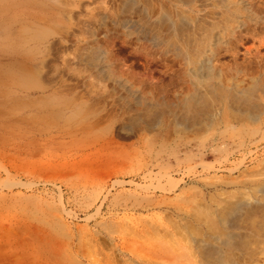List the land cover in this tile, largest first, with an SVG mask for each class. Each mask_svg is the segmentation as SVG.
I'll return each instance as SVG.
<instances>
[{"label": "bare ground", "instance_id": "6f19581e", "mask_svg": "<svg viewBox=\"0 0 264 264\" xmlns=\"http://www.w3.org/2000/svg\"><path fill=\"white\" fill-rule=\"evenodd\" d=\"M149 1L121 0L118 21L129 27L128 35L151 41L157 59L167 62L178 56L184 74L197 78L193 91L188 89L190 93L177 102L166 95L170 82H177L171 74L166 82L158 79L146 86L133 81V74L124 75L107 45L104 50L95 46L97 42L93 46L97 33L90 25L96 28L92 18L104 19L112 7L110 0H22L8 8L3 5L7 17L0 22V117L9 139L3 137L22 142L28 157L43 143L77 138L80 131L74 128H84L90 140L88 153L97 157L114 138L97 135L101 109L97 105L105 92L122 85L138 97L127 103L131 114L117 129L148 132L135 138L133 156H120L121 162L104 180L101 203L111 214L109 194L118 189L115 210L120 216L115 229L109 220L104 224L102 247L110 246L106 254L103 251L105 264H264V93H258L264 85L245 88L224 82L225 67L233 66L236 74L247 69L246 61L245 66L235 61L238 45L247 38V0H170L171 7L162 6L158 13H153ZM211 4L227 6L222 12L211 6L215 22L178 10L181 5L202 10ZM79 24L88 27L90 42L77 55L67 43ZM223 51L235 57L234 65L220 62ZM81 87L87 96L83 100L86 96L77 91ZM232 120L241 123L236 126ZM247 121L253 125L247 126ZM44 237L22 256L12 252L8 262L13 257L11 264H90L80 256L88 257L91 249L86 254L80 248V255L68 248L72 244L84 248L83 238L75 243Z\"/></svg>", "mask_w": 264, "mask_h": 264}, {"label": "rangeland", "instance_id": "374dc122", "mask_svg": "<svg viewBox=\"0 0 264 264\" xmlns=\"http://www.w3.org/2000/svg\"><path fill=\"white\" fill-rule=\"evenodd\" d=\"M13 1L19 3L22 0H0V22L7 17L6 9L8 8V5ZM154 1L157 2L153 3V0L149 1L153 13H158L160 7H165V5L171 7L170 0ZM253 1L254 2H252V0H247V5L250 7L251 5H254L251 8L255 7L254 9L257 10H252L250 7L247 6V18L250 17V20L247 19V38H245V36L242 39L243 45L239 44L237 47V54L240 56H237L235 54L236 58H232L231 54L229 55L228 53L227 55V53L224 51L221 52V56H219L220 62L223 59L222 62L224 61V64L227 63V67L231 65L235 59V61H240L242 66H245L247 62L246 67H244L247 68L245 72H240L238 74L234 73L235 68L232 66L234 64L231 65L233 68L229 66V70L225 67L226 74L224 82L233 84L236 87H243L245 85V88H250V86H252L253 84H256L257 86L264 85V82H262L264 81V0ZM120 2L121 0H110L111 4L109 6L112 7L109 8V11L108 9L106 10L108 11V13L105 12V21H103L104 19L100 18L96 19L99 16L94 17L95 21L92 18L91 22H94L93 24H95V27L97 28H94V25H92V23L90 24L93 27L91 28L94 30L95 34L97 33V36L95 35L97 41L92 42L93 46L97 42L98 44L95 46L101 47V49L103 48L104 50V48H106L104 47V45H107L108 50L110 49V51L115 54L116 58H118V65L119 67L121 66V68H123L122 70H124L125 73L123 71L122 72L124 73V75L129 77L130 73L131 75L133 74V78L131 76V79H134L135 77V79H137L133 80L135 82H143L147 86L149 82H157L158 79V81L164 80L166 82L168 81V78L170 76L173 77V79L176 78L174 82L177 81L178 83L173 82L176 85H171L170 82L169 87H167L168 93H166V95H171L173 100L172 102L180 101L182 97H185L190 93V88L191 92L193 91V87L191 84L193 81L197 82V78L193 79L192 77H187L184 74V64L183 60L180 57L172 55L169 59L166 60L167 62H162L160 59L156 58L157 55L154 54V47L151 41L148 40V44L147 39L139 38L138 40L134 34L128 35V32L130 30L129 27H127L126 25L123 26L121 24V21H118L119 16L118 12H116V9ZM3 5H7V8ZM211 6L213 5H206L201 10L199 7L193 6L194 8H189L187 6L181 5L178 6V10L182 15L198 14L199 17L202 16L201 18L206 17L205 19H207L209 22H215V20L211 19V16H213V12L211 13L210 11ZM216 7L213 6L212 8L215 9L216 12L218 11V9L220 12H222L221 9H223L224 11L226 10L227 6H218L217 8ZM208 10L210 11V13L208 12ZM200 11L203 12L201 13ZM248 13H250L249 17ZM207 16H210V18ZM80 17L84 18L85 15H81ZM153 17L155 16L153 15ZM134 18L137 19V17ZM79 25L76 26V28L73 30V33L71 35L72 38H69L70 40L72 39V41L67 43L69 46H71V51H75L77 55L78 53L83 52L84 49L82 48L86 46L88 42H90V38L88 35L89 33L87 34L88 29H86L88 27L85 28L81 24ZM83 28H85L86 30H84ZM75 30L77 32H75ZM76 35H79V39H82V41H77ZM84 37H87L86 40ZM109 41L110 43L112 42V45L110 46L108 45L110 44ZM77 42L80 45H76ZM245 47L247 48L245 49ZM231 58L233 60H230ZM244 58L246 60H244ZM227 61H229V63ZM164 63H168L167 66H165ZM241 68L244 69L243 67ZM178 70L182 72L179 74L177 73ZM181 74L183 75V77H185V80L180 79ZM145 78H148V80L146 79L145 81H143V79ZM235 83H237L238 85H235ZM239 84L241 85L239 86ZM181 87L183 88V90L181 89ZM140 90L143 95L147 94L146 92L143 93L144 90H142L141 88ZM185 90L186 92H184ZM77 91H80L79 96H86L84 95L85 90L82 89V87L79 88V90ZM113 91L115 95L112 94ZM260 92L264 93V91L258 89L259 94H261ZM71 93L75 94L73 90H70V94ZM104 96L106 97L104 98ZM104 96L101 98L102 101L100 100L102 103H99L97 105L99 106V109L101 107V111L99 110L98 115L100 117L97 123V128L99 129L97 135L107 133L112 135L114 138L113 141L110 140V142L105 145L106 148H104L103 151H100L97 154V157H91L88 153L90 140L86 133L88 130L84 128H74L80 131L77 135V138L73 140H68L63 144L52 142L43 143L41 144L42 146L40 145L37 148L36 154L35 151L33 152L32 150L30 151L32 152L31 156L28 155L27 157L26 155L28 153L24 152H26V150L28 151V149H26V146L22 142L15 138L7 140V138L9 139V137L5 135L6 128L4 129V119L0 117V124H3L0 125V264L14 263L16 259L15 257L14 260L13 257H11L12 262H8L11 261L10 256H13V254L19 255V252L20 256H22L23 254L21 253H26L23 251L31 250L32 247H30V245H34L38 240L42 239L43 236H45L44 239L49 237H62L63 239H74L75 243L78 239L83 238L82 240L84 241V248H82V246H77V244L69 245L71 247L68 248H71L70 251L72 252V254L75 251L74 253H79L81 255V249H84L83 251L85 253L88 251V249H91L87 252L88 254L86 253L87 256L89 254L91 255H89L90 257L88 256L90 259L86 257L84 253L80 256L83 262L95 264L98 260L102 262H100L99 264H103L105 260L104 264L106 263L107 257L105 254L107 253V250L110 246H106V249L102 247L106 243L102 241L106 235L104 224L109 220L112 225V228L115 229V224L118 223L120 216L116 212L117 209L115 210V207L117 208V192H119L118 189L113 188L111 190V193L109 194L108 202L111 201V214L109 212V208H107L105 204L101 203V198L105 193L104 180L108 174L114 171L112 170V167H116L121 162V157H126L128 154H130L128 156H133L132 152H135L134 150H136L138 146V142L136 144L137 140H135V138L144 136L142 134H145L148 131L145 132L146 130H144V128H139V130L141 131L135 129V133L132 134L127 133L126 130L119 129L121 130L119 131L117 129L119 128V126L126 123L123 120L127 121L129 115L131 114L130 109L127 108V103H133L134 99L136 100L134 96H138L128 93L127 90L124 89V86L122 87V85H119V87L117 86L116 88L105 92ZM86 98L87 96L81 99L83 100ZM117 98H120V100L122 99V103H120L121 101ZM167 98L169 99L170 96H167ZM173 98L175 99V101ZM262 98L261 102L264 101V99ZM112 99H115L116 102ZM129 99L132 101H130ZM78 101H80V98H78ZM103 101H105V103H103ZM125 108L128 109V111ZM262 115H264V110H262L261 116ZM125 117L127 119H124ZM240 123L241 122H238L237 120L234 121V124L236 126H238V124L240 125ZM107 125H109V128L106 127ZM249 125L253 124L247 121V126ZM106 130H108L109 132H106ZM1 135L2 137L5 135L7 138L4 139V136L2 139ZM135 145L137 146L134 148ZM33 154L35 156H33ZM122 154H125L126 156H122ZM211 159L212 158H207V160ZM107 163L108 165H105ZM6 168L7 170H5ZM103 168L105 170H103ZM63 169H65V171ZM106 169L109 170L106 171ZM25 172H29V175ZM31 172L32 174H30ZM113 235L116 236L117 233H113ZM87 240L89 241V243L86 242ZM25 242L27 246L25 245ZM102 242L104 243V245ZM84 243L86 245H84ZM89 244H92V246ZM96 246H98V248ZM95 250H101V253L98 252V254ZM103 251L105 253L104 256ZM12 252L14 253L11 255ZM92 255H94V257ZM95 255L97 258H95ZM4 260H6L7 262ZM93 260H96L95 263Z\"/></svg>", "mask_w": 264, "mask_h": 264}]
</instances>
